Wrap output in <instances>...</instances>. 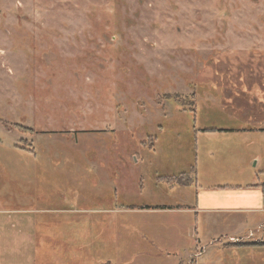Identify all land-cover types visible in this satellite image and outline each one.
Listing matches in <instances>:
<instances>
[{"label": "rangeland", "instance_id": "rangeland-1", "mask_svg": "<svg viewBox=\"0 0 264 264\" xmlns=\"http://www.w3.org/2000/svg\"><path fill=\"white\" fill-rule=\"evenodd\" d=\"M252 182L264 0H0V264H264L216 248L257 222L141 209Z\"/></svg>", "mask_w": 264, "mask_h": 264}, {"label": "crops", "instance_id": "crops-1", "mask_svg": "<svg viewBox=\"0 0 264 264\" xmlns=\"http://www.w3.org/2000/svg\"><path fill=\"white\" fill-rule=\"evenodd\" d=\"M180 185V184H176ZM185 186V185H180ZM264 183H260L258 186L255 183H250L243 186H229V185H216V187H210L207 190L197 191L195 196V202L191 206L178 205L176 207L167 206L169 208L159 207H142L141 209L148 210H175L181 212H194L195 215L199 213L209 214H231L229 222L238 220V225L249 224L257 222V225L262 223L256 221L258 218H264V192L262 188ZM140 210V209H139ZM240 214V215H239ZM242 215V220L241 216ZM241 220V221H240ZM237 225V226H238ZM238 226V228L240 227ZM246 226L241 227L234 233H241ZM235 230V229H234ZM264 232V230H263ZM243 245H255L256 247H264V239L260 243H248V244H224L219 245L216 248L228 249L230 247H237ZM197 246V245H196ZM195 246V247H196ZM221 246V247H220ZM206 247V246H205ZM193 260V259H192ZM191 262V261H190ZM181 264H183L181 262Z\"/></svg>", "mask_w": 264, "mask_h": 264}, {"label": "trees", "instance_id": "trees-1", "mask_svg": "<svg viewBox=\"0 0 264 264\" xmlns=\"http://www.w3.org/2000/svg\"><path fill=\"white\" fill-rule=\"evenodd\" d=\"M164 181L169 183V184H180V185H186L188 183L189 180V174L182 172L179 173L176 176H166L163 177ZM159 208H169L167 206H159Z\"/></svg>", "mask_w": 264, "mask_h": 264}, {"label": "built area", "instance_id": "built-area-1", "mask_svg": "<svg viewBox=\"0 0 264 264\" xmlns=\"http://www.w3.org/2000/svg\"><path fill=\"white\" fill-rule=\"evenodd\" d=\"M262 190H263V192H264V187L262 188ZM256 230L258 231V230H260V231H263L264 230V225H262V224H260V225H258L257 227H256ZM248 235L250 236V237H252L253 236V232H249L248 233ZM230 239V241H238L237 239H234V238H229ZM202 251V250H201Z\"/></svg>", "mask_w": 264, "mask_h": 264}]
</instances>
